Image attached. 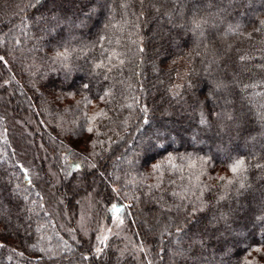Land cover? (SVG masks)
Segmentation results:
<instances>
[{
    "label": "trees",
    "instance_id": "obj_1",
    "mask_svg": "<svg viewBox=\"0 0 264 264\" xmlns=\"http://www.w3.org/2000/svg\"><path fill=\"white\" fill-rule=\"evenodd\" d=\"M0 57V92L23 102L0 99V264L117 260L119 239L98 254L48 208L18 157L35 159L25 111L64 183L93 187L107 223L113 200L154 263L264 264V0H0Z\"/></svg>",
    "mask_w": 264,
    "mask_h": 264
},
{
    "label": "rangeland",
    "instance_id": "obj_2",
    "mask_svg": "<svg viewBox=\"0 0 264 264\" xmlns=\"http://www.w3.org/2000/svg\"><path fill=\"white\" fill-rule=\"evenodd\" d=\"M188 75L189 65L185 61H181L178 70L176 71L175 81L172 88V92L175 96L181 92L183 86L186 84ZM7 94L11 95V93L0 92V99L8 104L10 101L12 104L17 103L19 106L23 105L21 99L18 98L13 101L11 98L9 100ZM13 114V121L15 122L13 129H15L19 134H22L23 137L24 135L27 136L23 138V142L27 145L28 150H31L33 157H35L34 162H31L29 158L19 155V149H17L19 160L29 171V174L33 175V180H36V178H44V181L48 183L49 191L46 192V190H42V193L47 195L51 192L54 195L53 204H51L52 206L48 204V208L50 210L57 211L58 207L63 209L64 217L60 220V224L68 233V237L72 240H91V242L94 243L93 246H96L98 254L102 253L108 247V243L113 237H116L119 239V244L117 245L116 250L117 260L116 263L113 264H120L122 260H125L128 256H133V254L137 260L134 261V264H139L140 258L144 263L156 264L148 255L146 249H144L140 243L136 241L134 234L131 230H129L126 223L123 221V216L120 212L114 213L112 211V220L110 223H107L102 218L100 209L96 204L97 201L93 196L94 188L91 187V189L84 191L83 189L85 188L83 178H76L71 180L68 184L64 183L66 180L63 167L65 166L57 164L56 159L53 158V155L50 152V148L48 147L50 139L47 140V134L45 131L47 129L36 126L31 113L27 111L21 113L20 115L17 113L15 114L14 112ZM30 122H33L32 125H34L31 126L29 124ZM260 126L264 130V125L260 124ZM50 138H52V136ZM77 149L81 152L87 148L79 146ZM89 178H91L89 181L94 180V183L96 182V178L94 176ZM79 190L84 192L80 191V196L77 193V196L75 197L74 194L76 195V192ZM71 196H73V199H70ZM77 201L80 202V205L74 219L72 205L75 202L77 203ZM108 203L102 202L100 203V207L104 208L105 206L107 207V205L111 206L115 202L112 200L109 204ZM125 205L128 207L130 204L126 203ZM59 211L60 209H58V212ZM119 220H122L123 223H119ZM155 230H158V227H156ZM105 237H107V239H105ZM176 245L178 246V244ZM145 251L146 255H144ZM178 255L179 257H185L184 254L180 255L178 253L177 256L175 254V257H178Z\"/></svg>",
    "mask_w": 264,
    "mask_h": 264
},
{
    "label": "snow or ice",
    "instance_id": "obj_3",
    "mask_svg": "<svg viewBox=\"0 0 264 264\" xmlns=\"http://www.w3.org/2000/svg\"><path fill=\"white\" fill-rule=\"evenodd\" d=\"M40 2V0H36V3H39ZM200 23L199 22H197L196 23V25H195V27L196 28H200ZM57 58H63V59H67V52L65 51V52H63V53H61V52H58L57 53ZM0 60H3V57H0ZM85 87H86V85H85ZM90 131H91V129H90ZM243 164V161H239L236 165H234L232 168H231V171L233 172V173H235L240 167H241V165ZM230 183V182H229ZM174 195H179V194H177V193H174ZM194 208H195V205L193 206ZM114 213H119V212H121V208L120 207H118L117 205H115V204H113L112 205V209H111ZM195 214V212H193V215ZM119 223H123V221L122 220H119ZM105 239H107V237H105ZM0 247H3L2 245H0ZM257 252H260L261 251V249L260 248H257V249H255Z\"/></svg>",
    "mask_w": 264,
    "mask_h": 264
}]
</instances>
